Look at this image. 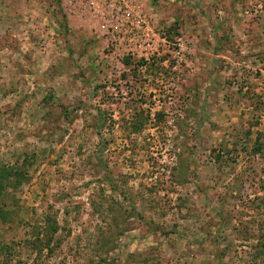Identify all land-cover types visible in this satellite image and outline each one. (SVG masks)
<instances>
[{"label": "rangeland", "instance_id": "1", "mask_svg": "<svg viewBox=\"0 0 264 264\" xmlns=\"http://www.w3.org/2000/svg\"><path fill=\"white\" fill-rule=\"evenodd\" d=\"M108 2L0 0V264H264V0Z\"/></svg>", "mask_w": 264, "mask_h": 264}, {"label": "built area", "instance_id": "2", "mask_svg": "<svg viewBox=\"0 0 264 264\" xmlns=\"http://www.w3.org/2000/svg\"><path fill=\"white\" fill-rule=\"evenodd\" d=\"M131 5L132 0H110L108 8L111 12V20H118L123 23V19L128 18L131 14Z\"/></svg>", "mask_w": 264, "mask_h": 264}]
</instances>
